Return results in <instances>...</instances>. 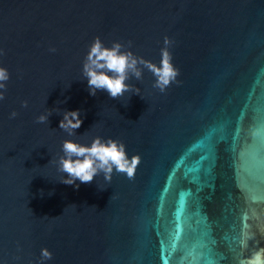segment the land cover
Here are the masks:
<instances>
[{"label": "water", "instance_id": "1", "mask_svg": "<svg viewBox=\"0 0 264 264\" xmlns=\"http://www.w3.org/2000/svg\"><path fill=\"white\" fill-rule=\"evenodd\" d=\"M96 37L157 66L168 37L179 83L89 95ZM0 50V264H264V0H0ZM97 136L134 179L61 183L63 142Z\"/></svg>", "mask_w": 264, "mask_h": 264}, {"label": "clouds", "instance_id": "2", "mask_svg": "<svg viewBox=\"0 0 264 264\" xmlns=\"http://www.w3.org/2000/svg\"><path fill=\"white\" fill-rule=\"evenodd\" d=\"M171 43L168 37L164 38L161 62L157 66L127 50L131 48V42L127 46L113 42L111 47H107L99 37H96L90 45L82 66V75L87 79L89 95L95 96L98 91L107 92L112 99H119L125 93L139 95V89L127 81L132 78L141 80L143 69L153 74L155 77L153 87L162 93L172 83L178 84L179 69L172 64V56L168 50ZM50 51H55V49H50ZM0 54H3L2 50ZM9 79L10 73L7 69L0 67V100L5 99ZM23 106L27 107V101ZM56 111L59 112V109ZM51 114L49 111L46 115H40L37 122L48 124ZM16 115L15 112L11 113V118ZM82 123L79 110L64 111L59 128L68 136H72L76 134V130L81 127ZM61 150L63 155L59 157L57 170L63 176L59 181L65 185L74 186L76 189L80 186L76 184L77 180L83 184L91 183L101 173H103L104 180L110 183L114 170L117 173L126 174L129 180L134 179L135 171L140 163L139 155H132L129 158L126 146L112 138L105 140L97 136L90 145L66 139ZM51 259L52 253L46 248L41 249V264Z\"/></svg>", "mask_w": 264, "mask_h": 264}]
</instances>
